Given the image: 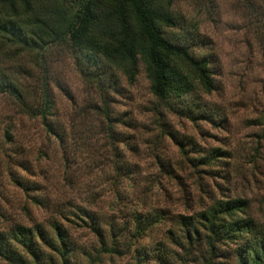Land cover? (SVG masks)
<instances>
[{
    "label": "rangeland",
    "instance_id": "rangeland-1",
    "mask_svg": "<svg viewBox=\"0 0 264 264\" xmlns=\"http://www.w3.org/2000/svg\"><path fill=\"white\" fill-rule=\"evenodd\" d=\"M171 10L169 30L210 61L212 89L194 84L182 101L197 105L193 120L153 97L140 63L132 79L101 63L95 83L68 46L31 51L0 37V73L30 109L47 91L52 126L0 94V231L57 222L76 264H158V243L181 257L166 237L178 215L238 197L264 233V0H172ZM138 215L156 223L136 236Z\"/></svg>",
    "mask_w": 264,
    "mask_h": 264
},
{
    "label": "trees",
    "instance_id": "trees-1",
    "mask_svg": "<svg viewBox=\"0 0 264 264\" xmlns=\"http://www.w3.org/2000/svg\"><path fill=\"white\" fill-rule=\"evenodd\" d=\"M171 2L0 0V37L31 51L68 46L76 53L79 71L95 83L106 74L101 63L119 68L128 79L133 78L140 63L153 97L169 110L184 113L193 120L198 117L193 115V111H198L197 105L191 109L182 101L194 84L206 92L212 89L210 61L191 52V39L169 30L178 23ZM1 93L15 98L26 111L52 128L46 121L51 103L44 88L40 104L30 109L15 84L0 73ZM221 153L214 150L195 160L209 163ZM246 205L238 197L220 198L194 216L178 215L175 221L178 230L168 231L166 237L170 246L182 251L181 257L164 243H158L151 252L153 261L173 264L170 259L173 254L179 264H214L215 259L225 258L231 252L236 264H264V233L256 229L251 218L244 216ZM148 220L140 215L135 217L136 236L156 223V217L150 223ZM50 227L48 230L40 225L16 224L0 231V258L10 264H76L66 231L57 222ZM147 255L145 251L142 254Z\"/></svg>",
    "mask_w": 264,
    "mask_h": 264
}]
</instances>
